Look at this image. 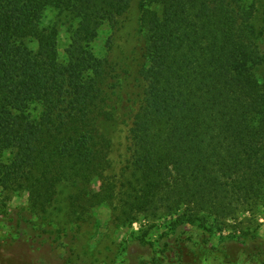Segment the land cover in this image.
I'll return each instance as SVG.
<instances>
[{"label": "trees", "instance_id": "obj_1", "mask_svg": "<svg viewBox=\"0 0 264 264\" xmlns=\"http://www.w3.org/2000/svg\"><path fill=\"white\" fill-rule=\"evenodd\" d=\"M99 207L166 226L127 264H264V0H0V230L95 264Z\"/></svg>", "mask_w": 264, "mask_h": 264}, {"label": "rangeland", "instance_id": "obj_2", "mask_svg": "<svg viewBox=\"0 0 264 264\" xmlns=\"http://www.w3.org/2000/svg\"><path fill=\"white\" fill-rule=\"evenodd\" d=\"M60 32V37L65 42V26L61 27ZM108 33L109 28L104 25L92 44L94 53L99 57H103L106 53L104 42ZM30 47L34 49L35 45L30 44ZM26 202L25 194L16 193L12 195L9 206L16 208L25 205ZM256 217L258 232L264 239V209L259 210ZM81 227L82 243L87 247L89 255L94 258L95 264H127V254L138 255L139 249L135 239H141L144 233L146 242L152 245L153 251H156L160 245V237L166 231L163 222H147L142 218L130 227L116 229L112 224L110 211L105 207L95 209L92 218L81 224ZM107 247H110L112 251L108 252ZM142 254L146 255L144 260H147L149 253L143 251ZM106 255H109V258H105ZM242 259L244 257L240 256L239 261L241 262ZM0 264H64V262L62 255L55 247L40 246L31 250L24 241L15 238L5 230H0Z\"/></svg>", "mask_w": 264, "mask_h": 264}]
</instances>
